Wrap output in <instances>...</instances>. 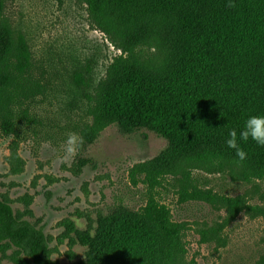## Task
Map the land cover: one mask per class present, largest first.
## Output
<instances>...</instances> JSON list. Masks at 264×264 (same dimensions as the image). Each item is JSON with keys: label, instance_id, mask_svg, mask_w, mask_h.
Here are the masks:
<instances>
[{"label": "trees", "instance_id": "1", "mask_svg": "<svg viewBox=\"0 0 264 264\" xmlns=\"http://www.w3.org/2000/svg\"><path fill=\"white\" fill-rule=\"evenodd\" d=\"M80 1L90 25L119 50L99 74L90 58L45 64L6 13L7 0H0V132L13 138V171L23 163L22 141L51 135L60 114L54 101L70 107L82 102L83 115L65 128L85 142L111 124L126 132L155 131L168 140L166 147L128 170L132 185L145 187L144 203L135 210L120 207L96 225L86 215L85 229L63 218L60 241L67 238L70 249L77 242L87 246L73 264H197L188 257V223L173 218L160 190L169 182L180 203L225 210L221 221L199 230L204 242L224 245L225 227L241 212L264 217V205L251 203L249 194L220 192L195 174L264 180V146L238 140L248 154L240 162L226 144L231 129L239 136L250 115L264 114V0ZM20 199L28 206L32 196ZM11 203L0 194V250L13 248L16 264H56L50 237Z\"/></svg>", "mask_w": 264, "mask_h": 264}, {"label": "rangeland", "instance_id": "2", "mask_svg": "<svg viewBox=\"0 0 264 264\" xmlns=\"http://www.w3.org/2000/svg\"><path fill=\"white\" fill-rule=\"evenodd\" d=\"M6 13L25 30L37 58L45 64L49 60L69 64L75 56L90 58L96 61L94 67L99 74L106 62L119 53L104 33L90 25L80 0H7ZM81 106L82 102L75 107L53 102L52 108L60 114L56 124L51 123V135L27 138L20 143L18 153L23 163L18 172L13 171L16 163L10 159L13 138L0 132V194H7L14 211L24 213V218L50 237L56 264H73L83 259L87 250L79 242L70 249L67 238L60 241L65 230L60 221L68 217L77 228L85 229L86 215L96 225L99 217L111 215L120 207L139 208L144 203L145 187L132 185L129 167L156 157L168 143L164 136L148 128L126 132L111 124L95 140L84 141L74 159L63 160L65 141L72 132L65 126L83 115ZM195 174L215 190L229 195L249 194L251 203L264 205V180L250 184L234 182L222 174ZM25 194L32 196L28 206L20 199ZM160 195L171 208L173 218L188 223V257L195 258L197 264H264V217L250 218L241 212L225 227L224 245L204 242L199 230L221 221L225 210L202 201L180 203L169 182ZM12 252L13 248L0 250V264H16Z\"/></svg>", "mask_w": 264, "mask_h": 264}, {"label": "clouds", "instance_id": "3", "mask_svg": "<svg viewBox=\"0 0 264 264\" xmlns=\"http://www.w3.org/2000/svg\"><path fill=\"white\" fill-rule=\"evenodd\" d=\"M229 6L234 7L235 5L230 3ZM249 138L256 142V144L264 146V114L250 115L244 121L239 136L236 129H231L228 132L226 144L229 148L235 149L236 156L240 162L245 161L248 154L240 147L238 140L247 142ZM83 144L84 138L81 135L75 132L69 133L64 145V155L61 159H74Z\"/></svg>", "mask_w": 264, "mask_h": 264}]
</instances>
